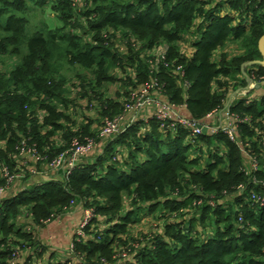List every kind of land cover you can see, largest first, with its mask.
Here are the masks:
<instances>
[{
    "label": "trees",
    "instance_id": "obj_1",
    "mask_svg": "<svg viewBox=\"0 0 264 264\" xmlns=\"http://www.w3.org/2000/svg\"><path fill=\"white\" fill-rule=\"evenodd\" d=\"M28 1L52 2L62 25L29 34ZM263 35L264 0H0V56L20 57L0 70V264H264L263 89L230 108L251 166L225 131L189 139L188 128H161L154 116L68 166L70 150L102 140L71 104L94 93L103 117L124 113V100L100 92L117 80L113 69L133 71L122 79L128 89L157 82L161 99L200 121L247 85L245 72L264 83L255 63ZM239 42L243 52L227 51ZM65 64L86 71L74 99ZM77 204L93 210L85 235L74 234L63 259L49 258L42 231ZM157 212L163 231L139 246L131 227Z\"/></svg>",
    "mask_w": 264,
    "mask_h": 264
},
{
    "label": "rangeland",
    "instance_id": "obj_2",
    "mask_svg": "<svg viewBox=\"0 0 264 264\" xmlns=\"http://www.w3.org/2000/svg\"><path fill=\"white\" fill-rule=\"evenodd\" d=\"M75 3L79 2H85L88 1L91 4L92 0H74ZM29 10L27 11L26 15L29 19V25L27 27V31L29 34H34L35 32L43 33L44 35H48L50 30H54L62 25V22L58 18V16L55 14L52 5V2L47 3L46 5H39L35 1L30 2L28 1ZM124 44V43H123ZM122 46V45H121ZM242 47V49H241ZM241 49V50H240ZM25 51V49H22ZM165 47L161 46L158 49H156L153 52V56L161 57L164 53ZM244 51V48L242 46V43H233L228 45L227 51L231 54H235L237 52ZM221 54V53H219ZM218 54V56H219ZM20 59L19 56H15L13 54H6L4 56H0V70L3 72H8L16 62ZM259 61H262V58L259 59ZM260 64V63H257ZM79 73L86 74V71H83L79 66H73L65 64L62 69V76L67 81V87L69 88V98L74 99V97H78L77 89L75 88V85L79 83V79L77 75ZM112 75L117 79L113 82L105 83L104 87L101 88L100 92H103L105 96L108 98L113 99H119L120 101L124 100V113L122 115L121 120L119 121L120 129H124L128 123L130 122L133 111L129 109V107H132L136 104V99L139 97L137 96L138 90H133L131 88H127L123 84L122 79H126L128 76H134L133 71L130 69L123 70L120 68H116L112 70ZM244 76L247 80V85L241 87L242 89L237 92L236 94H240L241 96H247L251 97L253 95V89L252 85L254 84L253 76H251L249 73L245 72ZM144 86H141L140 89H142ZM249 89V92L246 91ZM156 88L150 89L148 88V95L153 96L157 95L155 91ZM239 89L233 90L238 91ZM127 91L129 93L127 94ZM245 93V94H244ZM90 98L86 99H79L76 101V104H71V109L68 111L70 115H72L75 119H77L78 122L82 120V117H90L95 121V128L99 131L100 137L102 138L101 142L95 141L92 144L91 153H99L103 150V145L106 142V139L101 136L102 131L106 125L107 120H110V116L103 117L101 115V107L102 102L100 99H98L94 93H91ZM238 96V95H237ZM242 96V97H244ZM125 97V98H124ZM154 112V110H152ZM177 116H183L189 118V116L185 113L184 107H178V109L173 110ZM152 112V113H153ZM147 113V112H146ZM145 114V113H144ZM121 117V116H120ZM2 146L3 143H0ZM22 179H20L16 186L17 188H20L23 186ZM158 212L155 215L149 216L144 218L139 223L133 225L131 227L132 234L139 240V246L146 243L148 241V238L152 237V234L159 233L163 231V225L165 223V220H159L158 219ZM59 222V216L55 217L52 221L47 223V226L54 225Z\"/></svg>",
    "mask_w": 264,
    "mask_h": 264
},
{
    "label": "built area",
    "instance_id": "obj_3",
    "mask_svg": "<svg viewBox=\"0 0 264 264\" xmlns=\"http://www.w3.org/2000/svg\"><path fill=\"white\" fill-rule=\"evenodd\" d=\"M164 54V53H163ZM162 54V56H163ZM161 56V57H162ZM253 80L255 81L254 84L252 85V89L254 90L255 88H262L264 87V83H261L258 81L254 76ZM260 80H264V77H262ZM148 88L154 89L156 88L159 93L157 95L150 96L148 95L149 91ZM242 88H239L237 92H239ZM155 90V91H156ZM246 91L249 92V89ZM161 89L158 87L157 82H153L151 84L145 85L137 94L139 96L136 99V104L133 105L132 107H129L130 110L133 111L132 118L128 125L133 123L136 119L140 118L143 116L144 112H146L149 108L153 109L154 112L152 113V116L156 117L158 120L162 122L161 128L165 126V124L170 122L168 124V127L173 130L174 132L178 130L179 127H185L190 130V135L189 139H195L201 134H205L203 132V128H207V133L206 134H215L218 133V131L223 130L226 132L228 137L233 140L234 142L237 143L238 146H240L241 151L244 153L245 158H246V163L251 166L252 163V158L248 151L246 150V147L244 146L243 142L238 138V125L237 121H239V118L235 115H232L230 112V108L234 105L236 100L244 95H240L239 93L236 94V91L231 92L229 95L228 99L225 101L224 106L212 113H210L206 119L204 120H193L191 117H183V116H177L176 113L173 111L174 109H178V106L171 105L161 99L159 97V94H161ZM245 94V93H244ZM238 95V96H237ZM122 116L116 117L113 119H108L106 122V125L102 131L101 136L102 137H112L115 136L121 132H123L128 125L124 129H120L119 126V121L121 120ZM94 141H90L87 145L84 146H77L70 150V157L68 160V166L70 168H74L75 165L78 163L79 158L82 155L88 154L91 152L92 144ZM22 153H31L35 157L38 156L36 155L35 149H28L26 150V147L24 146L22 148ZM38 158V157H37ZM67 161V156L66 155H61L53 164L54 169H58L62 166ZM254 168L257 167V165L253 166ZM14 177H10L9 180H12ZM4 189L0 188V197L3 195ZM259 201H262L264 203V199L261 197H257ZM213 206L215 204L211 203ZM93 218V210L92 209H84V217L76 230V234L78 236H84L85 232L84 229L86 226L89 225ZM73 249V244H71V251ZM124 257L127 255L124 253ZM100 264H106L105 262L100 263Z\"/></svg>",
    "mask_w": 264,
    "mask_h": 264
},
{
    "label": "crops",
    "instance_id": "obj_4",
    "mask_svg": "<svg viewBox=\"0 0 264 264\" xmlns=\"http://www.w3.org/2000/svg\"><path fill=\"white\" fill-rule=\"evenodd\" d=\"M261 89L264 90V87ZM237 92V91H236ZM153 109L149 108L142 118L152 116ZM189 116V115H188ZM46 178L44 172L39 175ZM38 177L40 180L41 178ZM84 217V209L81 205H75L70 211L59 216V222L51 226H47L41 233L42 242L48 247V257L54 260L63 259L68 254L69 246L72 242L74 234L78 229Z\"/></svg>",
    "mask_w": 264,
    "mask_h": 264
},
{
    "label": "water",
    "instance_id": "obj_5",
    "mask_svg": "<svg viewBox=\"0 0 264 264\" xmlns=\"http://www.w3.org/2000/svg\"><path fill=\"white\" fill-rule=\"evenodd\" d=\"M259 50H260V53L262 55V61L257 60V61H255V63H260V64L264 65V35L259 40ZM258 88H259V86H258ZM203 132L207 133L206 127L203 128Z\"/></svg>",
    "mask_w": 264,
    "mask_h": 264
}]
</instances>
